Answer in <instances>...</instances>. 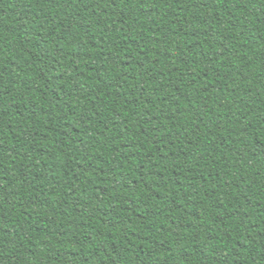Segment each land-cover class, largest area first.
<instances>
[{"label":"trees","instance_id":"1","mask_svg":"<svg viewBox=\"0 0 264 264\" xmlns=\"http://www.w3.org/2000/svg\"><path fill=\"white\" fill-rule=\"evenodd\" d=\"M0 264H264V0H0Z\"/></svg>","mask_w":264,"mask_h":264}]
</instances>
